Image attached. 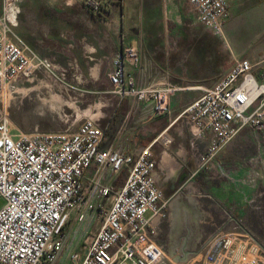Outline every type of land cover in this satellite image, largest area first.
<instances>
[{
	"label": "built area",
	"instance_id": "1",
	"mask_svg": "<svg viewBox=\"0 0 264 264\" xmlns=\"http://www.w3.org/2000/svg\"><path fill=\"white\" fill-rule=\"evenodd\" d=\"M3 0L0 15V98L30 90L42 73L56 67L30 51L18 37L21 4ZM197 20L218 34L230 20V0H187ZM105 0H85L95 14ZM140 64L137 44L127 46L113 60L108 74L111 94L133 98L151 106L155 114L170 113L177 89L159 84L138 88L130 68ZM255 66L235 58L232 67L211 88L187 106L185 120L197 140L211 134L204 153L196 152L193 174L207 170L220 152L243 130L264 132V83ZM80 98L84 94L79 95ZM75 107L79 104L75 99ZM102 116L84 115L78 129L66 133L24 134L15 131L7 115L0 117V264H167L170 259L156 238L168 217L166 198L155 176L159 164L153 146L159 140L172 144L163 132L137 153L111 147L103 149L106 130ZM95 166L94 174L86 173ZM127 171L124 184L105 183ZM206 197V196H204ZM228 219L202 242L198 255L187 264H264V245L249 231L238 244V232H226ZM80 239L69 245V236ZM199 257H201L199 259ZM171 263V262H170ZM172 264V263H171Z\"/></svg>",
	"mask_w": 264,
	"mask_h": 264
},
{
	"label": "crops",
	"instance_id": "2",
	"mask_svg": "<svg viewBox=\"0 0 264 264\" xmlns=\"http://www.w3.org/2000/svg\"><path fill=\"white\" fill-rule=\"evenodd\" d=\"M39 1L27 0L21 4L20 26L16 33L30 51L41 59L50 60L56 67L58 75H60L59 71L65 73L66 68H70L73 81L100 84L101 81L107 80L117 54L134 43L139 47L140 64L137 68H130L129 71L135 77L136 86L146 88L165 84L177 88V92L170 101L169 114L145 115L143 111L147 105L133 98L120 100L113 96L111 91L106 94L93 85L88 91L89 96L84 94L83 103H90L82 111V117L84 115L103 117L102 124L106 130L103 149L115 147L135 154L166 132L165 135L173 139L172 144H165L164 141L159 140L153 146V154L159 164L155 172L158 186L166 198L171 199L170 209L173 204L178 205L177 201L182 202L181 196L185 193L188 201L196 203L197 209L204 212L205 205L202 199L208 194L202 185L197 183V180L203 176L201 174L203 171L196 176L193 174L198 166L196 152L204 153L208 149L211 134H207L202 140H197L194 149L188 123L177 118L187 106L202 95V90L213 87L225 75L232 67L234 60L230 65L227 61L222 64L216 63V60L212 58L208 60L204 56L200 46L195 45L187 49L183 45L172 44V41L167 38L168 31L158 32V28L168 25V21H171L173 26L176 25V29L180 28L182 8L185 7L187 0L177 2L175 0L176 3L173 1L172 4L168 0H163V3H157L156 10L137 18L138 24L133 23L128 14L119 12L115 0H106L104 5L108 4V6L107 8L104 6L100 14L90 11L84 5L85 0H73V2L46 0L40 16L38 12L40 6L37 5ZM27 11L30 14L29 17H26ZM228 21L223 29L228 27ZM226 46L230 47L227 43ZM222 50L226 55L223 44ZM232 56L234 59L233 52ZM253 65L256 69L260 62ZM256 77L259 81L261 80L258 75ZM261 81L264 83V79ZM109 86L111 88L110 83ZM25 92L20 91L24 94ZM90 98L94 101L91 102ZM115 102H117L116 108H114ZM136 102L139 108L135 111L132 105ZM110 109H114V116L108 121ZM120 114H124L121 121ZM131 119H137L135 124L130 123ZM234 142L220 152L208 169L216 167L224 173L223 157L232 150ZM94 171L95 166L86 175L90 177ZM121 174H127V172L124 171ZM126 176L108 177L105 183L120 188ZM241 176L244 178L245 174L228 178L235 179ZM232 187L233 185L228 186L231 192L226 196L215 192L214 194L217 196V206L224 212H231L235 224L241 230L239 233L243 232L237 234L239 244L244 232L249 230L246 228V223L251 225L247 221L249 218L247 212L251 209L250 204H247L250 193L244 190L239 191L237 188L232 189ZM233 212L238 216L234 217ZM229 230L228 228L226 231ZM176 232L174 229L166 232L162 223L156 240L164 247L169 259L171 256L187 264L198 255V250L196 251L194 247L192 230L187 233L185 229L183 233L177 232V235ZM210 235L206 236L205 231H201L197 240L204 242Z\"/></svg>",
	"mask_w": 264,
	"mask_h": 264
},
{
	"label": "rangeland",
	"instance_id": "3",
	"mask_svg": "<svg viewBox=\"0 0 264 264\" xmlns=\"http://www.w3.org/2000/svg\"><path fill=\"white\" fill-rule=\"evenodd\" d=\"M44 1L46 0H40L37 4L40 6L38 8L39 16L41 11L44 10ZM69 1L73 2V0H65V2ZM168 1L172 4L173 1L176 3L178 0L176 2L175 0ZM115 3L119 12L128 14L131 16L132 22L138 24V19L143 14L147 15L150 11L156 10L157 3H163V0H115ZM230 5L231 18L228 21V27L223 29L222 34H218L211 28L200 24L188 1L185 7L182 8L183 10L181 9L183 11L181 16H183L180 20V28L176 29V25L173 26V23L171 24V21H168V25L163 28L159 27L158 32L168 31L167 38L172 41V44L183 45L187 49L195 45L200 46L208 60L212 58L219 64L227 61L230 65L235 58L248 59L253 64L260 62V65L255 69V73L262 80L264 79V0H230ZM104 6L107 8L108 4ZM2 11L3 0H0V15ZM29 16L30 14L27 11L26 17ZM226 43L230 45L229 48ZM222 44L227 52L226 55H224V49L222 50ZM232 52L235 55L234 59ZM225 56H227L226 59ZM58 73L60 75L57 74V70L49 75L42 73L39 81L29 84L30 90H21V92L26 91L25 94L2 96L0 98V117L7 115L15 131L19 130L26 135L34 133H74L79 127L82 111L90 103L85 102L84 104V98H80L79 95L86 94L89 96L88 91L93 85H95V88L101 89L102 92H106V94L112 89L109 86L108 78L104 82L101 81L100 84H92L73 81L70 68H66L65 73L63 71ZM75 99L79 101L77 108L72 105L76 102ZM90 99L91 102L94 101L93 98ZM115 103L114 108L117 105V102ZM141 105L143 106V104ZM132 107L133 110H138V102L133 104ZM110 110L108 111V121L114 116V109ZM152 110L151 106H147V108L144 107L143 113L145 115L155 114ZM123 115L120 114V121ZM136 120L131 119L130 123L135 124ZM234 141H232L234 142L232 150L223 157V160H225V164L222 166L224 173L213 167L204 170L201 173L203 176L200 177V180H197V183L202 185V188L208 194L202 199L205 211L197 209L196 203L189 202L184 193L181 196L182 202L177 201L178 205H176L178 207L172 205L168 217L163 223L166 232L174 229V231L183 233L186 229L188 233L192 230L194 247L198 252L203 241L197 240L201 231H205L206 236L213 234L228 219L226 212L217 206V196L214 192L226 196L231 192V188H228L229 185H233L232 189L237 188L239 191L244 190L250 193L247 204H250L251 209L247 212V215H249L247 221L251 225L246 223V228L255 234L264 245V132L256 133L252 130H243ZM237 174H245V176L244 178L241 176L240 178L230 179ZM126 175L120 174V177ZM216 187H219V189H216ZM3 204L4 202L1 201L0 206H3ZM235 216L238 215L235 214ZM228 228L230 230L226 232L239 233L241 231L235 222L231 223ZM69 237V245L74 244L76 246L79 244L80 239L78 237L74 238L73 235ZM66 262L67 255L65 254L61 264H66ZM170 262L172 264H184L182 260L173 259L171 256ZM170 262L168 261L167 264H171Z\"/></svg>",
	"mask_w": 264,
	"mask_h": 264
},
{
	"label": "bare ground",
	"instance_id": "4",
	"mask_svg": "<svg viewBox=\"0 0 264 264\" xmlns=\"http://www.w3.org/2000/svg\"><path fill=\"white\" fill-rule=\"evenodd\" d=\"M20 91H21V90H19V89L17 90L18 93H20ZM53 99H54V98H53ZM45 105H46V104H45Z\"/></svg>",
	"mask_w": 264,
	"mask_h": 264
},
{
	"label": "trees",
	"instance_id": "5",
	"mask_svg": "<svg viewBox=\"0 0 264 264\" xmlns=\"http://www.w3.org/2000/svg\"><path fill=\"white\" fill-rule=\"evenodd\" d=\"M90 10V9H89ZM90 11H92V10H90ZM93 12V11H92ZM94 13V12H93Z\"/></svg>",
	"mask_w": 264,
	"mask_h": 264
}]
</instances>
